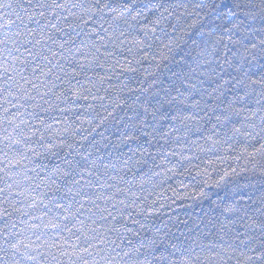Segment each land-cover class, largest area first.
Returning <instances> with one entry per match:
<instances>
[{"label": "trees", "instance_id": "obj_1", "mask_svg": "<svg viewBox=\"0 0 264 264\" xmlns=\"http://www.w3.org/2000/svg\"><path fill=\"white\" fill-rule=\"evenodd\" d=\"M10 2L13 9L19 11L15 5L22 0ZM178 2L187 5L188 11H192L197 0ZM13 9H0V17L5 12L11 13ZM176 11L181 19L178 22L174 19L167 22V25L178 26L175 35H171L170 27L162 25L164 32L157 31L145 41L151 44L148 48L129 43L133 36L142 38L136 32L130 33L127 41L115 49L112 57H100L103 68L93 64L86 69V76L82 74L72 79L74 87L79 80L91 88V94L83 93L87 99L69 96L68 100L57 101L49 93L41 100L35 92L30 93L35 96V101H26L20 93L9 98L13 104L24 106L19 109L20 112L27 109L22 118L40 129L39 134L45 135V142L51 141L47 132L52 131L58 139H66L68 144L75 143L85 155L91 154L88 159L97 166L95 175L91 177L93 183L98 176L101 183L111 184L114 189L121 191L116 194L115 201L96 202L100 208L112 212L115 220L109 217L106 223L100 221L93 205L83 201L84 209L68 224L75 235L63 231L57 234L54 229L43 228L53 213L42 220L30 219L31 216H41V211L29 205L35 199L42 209L40 201L47 202L43 193L48 190L41 187L32 192L29 187L31 181L25 180L24 176L36 178L39 174L43 177V170L59 161L35 143L39 134L32 137L29 146L41 155L25 151L23 155L27 159L8 149L9 160L6 161L4 144L0 143V189L12 185L7 195L0 193V213L5 209L12 213L11 223L15 227L10 226L8 231L16 234L15 237L5 235L3 225L0 224V249L6 250L0 251V264H131L129 257L124 254L127 252L135 256L133 249H139V259L143 260V254L150 252V249L141 248V245L147 246L152 241L173 254L170 256L173 264H246L241 254H247L246 249L235 240L236 235L244 232L245 223H230L231 218L223 215L222 210L232 203L237 183L252 181L255 187H259V180L264 178V150L257 151L264 145V131L257 118L249 119L251 114L248 111L264 107V88L251 85L244 75L247 72L248 77L254 80L262 73L258 67L246 66L244 70L229 68L213 56L207 57L211 61L208 64L186 63L184 58L190 49L184 47V40L192 34L189 25L195 20V15L183 16V8ZM50 34L60 43L68 38L54 31ZM72 35L75 46H79L81 41L91 43L87 35ZM169 47L172 51H169ZM107 48L112 50L113 46L109 44ZM127 48H131L132 52H127ZM52 49L58 51L56 46H52ZM77 57L80 58L79 54ZM57 59H60L59 55ZM61 63L71 73L72 69L67 62L61 60ZM129 67L136 71H126ZM192 69H195L194 74ZM76 71H80L79 67ZM100 78H103L102 82ZM86 79L90 83H86ZM156 80L162 81L163 86L156 83ZM240 80H243V84L237 82ZM225 81L228 83L225 84ZM53 82L57 85L53 92L57 94L61 88L66 87L55 81L54 77ZM193 84L196 89L189 95L188 89ZM214 88L216 91H213ZM44 91L46 89H41V94ZM221 92L224 95H220ZM245 92L248 94L245 95ZM93 96L104 99L93 100ZM167 100H172V103H164ZM233 100H236L233 109L239 114L232 115L231 122L225 128L217 124L215 116L221 115L226 105ZM157 101L163 104L162 108L157 107ZM194 101H200L199 108H192ZM0 104L9 107L12 113L18 111L4 104L2 99ZM37 104L39 107L35 106ZM145 104L151 105L148 113H144L141 108ZM154 109L156 120H153ZM28 113L35 115L29 116ZM137 113H140V119L146 118L145 122L150 127L145 128V131L152 135L147 138V142L144 137L126 142V135H139L138 131L133 132L128 127L134 122L138 123ZM189 115L203 119L182 123L183 117ZM161 116H167L168 119H161ZM173 116L178 118L173 120ZM37 117L43 119L45 124L41 125ZM3 119L4 113L0 108V139L5 134L3 129L7 127L2 123ZM252 123L257 125L255 129L249 127ZM47 125H51V128H47ZM213 125H216L215 135ZM64 128H68L67 133L63 132ZM233 128L239 129V133L234 134ZM8 132L12 133V129L8 128ZM247 132H251L255 138L245 136ZM209 136L211 140L207 139ZM67 151L65 147L60 154ZM17 160L21 162L16 164ZM233 171L239 176L225 177V173ZM84 179L87 181L89 177L85 175ZM36 182L39 183L38 178ZM114 189L105 191L111 194ZM61 190L65 189L62 187ZM112 203H115V208ZM76 207L79 205L73 204L70 210L75 211ZM13 208L20 209V212H14ZM77 220L82 223H77ZM28 224H40L41 227L22 231ZM37 236L41 237L40 240L36 239ZM5 240L10 244L19 240L25 245L31 242L34 247L41 244L45 246L36 247L35 251L29 250V254L37 255L35 261H30L22 255L23 247L13 256L16 250L6 245ZM61 252L67 255H61Z\"/></svg>", "mask_w": 264, "mask_h": 264}, {"label": "snow or ice", "instance_id": "obj_2", "mask_svg": "<svg viewBox=\"0 0 264 264\" xmlns=\"http://www.w3.org/2000/svg\"><path fill=\"white\" fill-rule=\"evenodd\" d=\"M25 4L27 7H25ZM15 8L19 11L13 9L10 0L0 2V9H13L11 13L5 12L0 17V35L3 36L0 39V99L3 100L4 104L10 105L11 108L18 109L17 113H12L9 107L0 104V108L4 113L2 123L7 125L3 129L5 134L0 139V143L4 144L6 161L9 160L8 149H11L17 155H23L25 151L41 155L29 146L32 137L37 136L40 129L35 128L29 120L22 118L27 109H25V112H20L19 109L24 106L13 104L9 99L10 97L20 93L26 101H35V96L30 94L35 92L41 100L49 93H52L57 101L68 100L69 96L75 99H87L86 96H83V93L88 92L91 94V88L81 84L79 80L76 81L77 86L74 87L71 83L72 79L82 74L86 76V69L93 64L96 67L103 68L104 65L100 62V57H112L115 49L120 48L127 41L130 33L136 32L142 38L138 39L133 36L129 43L137 47L146 46L150 48L151 44H146L145 41L150 36H154L157 31L164 32L165 28L161 26L167 25L168 21L174 19L178 22L181 15L176 10L179 8L184 9L183 16L191 17L195 15V20L189 25L192 34L187 40H184V47L190 49L184 58L186 63L191 62L199 65L200 62H203L208 64L211 61L207 57L213 56L229 68L244 70L246 66L249 68L258 67L262 73L258 79H251L248 77L247 72L244 75L249 79L251 85H259L264 88V0H197L192 7V11H188L187 5L179 3L178 0H172V2H168V0H22V2L16 3ZM10 16L15 18H9ZM53 21H56V23H53ZM61 24L63 26H58ZM29 25L35 27L32 28ZM167 26L171 28V35L177 33V25ZM53 31L68 38L60 43L50 34ZM73 33L76 36L87 35L91 43L86 44L81 41L79 46H75ZM180 39L183 40V36ZM109 44L113 46L112 50L107 48ZM67 45L71 46L66 47ZM52 46H56L58 51H53ZM177 47H179V44H177ZM21 49H23V52H21ZM101 49H104V51H101ZM125 50L129 53L132 52L131 48ZM169 51H172L170 47ZM193 53H195V57ZM77 54L80 58L77 57ZM58 55L60 59H57ZM61 60L67 62L68 67L72 69L71 73L65 70ZM77 67L80 69L79 72L76 71ZM126 71L135 72L136 69L129 67ZM57 72L60 74H56ZM192 72L194 74L195 69H192ZM53 77L55 81H59L60 85H66V87L61 88L58 94L53 92V89L57 86L53 82ZM100 81L102 82L103 78H100ZM237 82L243 84V80ZM86 83H90V81L86 79ZM156 83L163 86L160 80H156ZM227 83L228 81H225V84ZM92 86L95 87V85ZM41 89H46V91L41 94ZM195 89L196 86L193 84L188 89L189 95ZM143 91L147 92L148 89ZM213 91H216V89L214 88ZM247 94L245 92V95ZM208 95H211V93ZM220 95H224V93L221 92ZM92 98L93 100L104 99V97L96 96ZM237 99H242V97H237ZM183 102L181 101V103ZM164 103L171 104L172 100H167ZM235 103L236 100L228 103L222 114L215 116L217 124L227 128L232 115L239 114L233 109ZM199 105L200 101H194L192 108H199ZM35 106L39 107L38 104ZM149 107L151 105H141L144 113H148ZM157 107L162 108L163 104L157 101ZM44 111H48V109H44ZM61 111H66V109H61ZM248 111L251 114L249 119L252 117L257 118L262 126L261 130L264 131V107L257 108L256 111L250 109ZM28 115L34 116L35 114L28 113ZM136 115L138 123L134 122L133 125L128 127L133 132L138 131L139 135H126L125 140L127 142L144 137L147 142V138L152 133L145 131V128L150 126L145 122L146 118L140 119V113ZM177 118V116L171 117L173 120ZM37 119L39 118L37 117ZM156 119L154 109L153 120ZM161 119H168V117L161 116ZM199 119H203V117L189 115L183 117L181 122L197 121ZM17 120L20 121L19 124L16 123ZM39 123L44 125L45 121L39 119ZM55 123L59 124L60 121H55ZM21 125L24 127L22 128ZM46 127L51 128V125ZM249 127L255 129L257 125L252 123ZM8 128L12 129V133L8 132ZM215 129L216 125H213V135H215ZM56 131H59V129ZM154 131L155 129H153ZM188 131H191V129ZM63 132L67 133L68 128H64ZM232 132L237 134L239 129L233 128ZM244 135L250 139L255 138L251 132L244 133ZM47 136L51 137L50 142H45V135L39 134L35 143L43 148L45 152L55 156L59 163L54 164L51 168L44 169L45 176L43 177L39 174L36 178L24 176L25 180L31 181L29 187L32 192L41 187L48 190L43 193L47 202L40 201V204L43 205L42 209H40L35 199L29 205V207L41 211V216H31L30 219L42 220L48 217L49 213H53L52 218L43 224V228L54 229L57 234L63 231L69 235H75L68 224L72 218L76 217L77 213H81L84 209L83 201H88L96 209L100 221L106 223L109 217L115 220L116 217L113 216L112 212L108 211L107 208H100L96 202L108 203L115 201L116 194L121 190L114 189L113 185L106 182L101 183L98 176L96 182L93 183L91 177L95 175L97 166L88 159L90 153L85 155L75 143L68 144L66 139H58L52 131H48ZM211 138V136L207 137L209 140ZM65 147L68 151L61 155L60 151ZM262 150H264V145H261V149H257V151ZM170 154L176 155V153ZM23 158L27 159L28 157L23 155ZM20 162V160L15 161L16 164ZM8 166L6 165V167ZM85 175L89 177L87 181L84 179ZM229 176H239V174L234 171L233 173H225V177ZM37 178L39 183L36 182ZM223 179L224 177H222ZM241 179L246 178L241 177ZM62 187L65 189L64 191L61 190ZM11 188L12 185H7L5 189H0V193L7 195L8 189ZM106 189H114V191L109 194L105 191ZM49 193H51L50 196ZM20 195H23V193H20ZM77 197L82 199H76ZM5 203L9 202L5 201ZM65 203H67V207ZM73 204L79 205L75 208V211L70 210ZM112 207L115 208V203H112ZM13 211L20 212V209L13 208ZM222 214L230 217L229 222L232 224L240 221L245 223L244 232L236 235L235 240L244 245L246 249L247 254L241 253L244 255L246 264H264V178L259 180V187H255L252 181L237 183L232 203L223 208ZM11 216L12 213L5 209L0 213V224L3 225L5 235L15 237V233L8 231L10 226L15 227V224L11 223ZM77 223L82 222L77 220ZM40 227V224H28L27 228L22 231H31ZM241 235L244 236L243 239H241ZM40 238V236L36 237L37 240H40ZM77 239L79 238L77 237ZM5 244L16 250L12 253L13 256L17 255L23 247L24 252L22 255L30 261H35L37 255L29 254V250L35 251L36 247L45 246L41 244L34 247L31 242L25 245L23 241L19 240L14 244H10L8 240H5ZM52 246L55 247L56 245ZM144 247L149 248L150 252L143 254V260L139 259L141 255L139 249H133L135 256L127 252L124 255L129 257L131 264H173L170 259L173 254L166 248L162 249L155 241L150 242L147 246L142 244L141 248ZM173 247L175 246L173 245ZM221 247L223 246L221 245ZM0 251L6 250L0 249ZM84 251L87 252L88 249L85 248ZM156 253H159V255H156ZM61 255H67V253L61 252Z\"/></svg>", "mask_w": 264, "mask_h": 264}]
</instances>
